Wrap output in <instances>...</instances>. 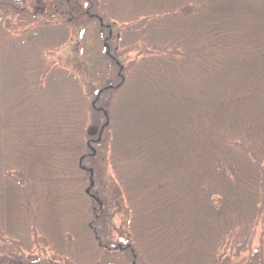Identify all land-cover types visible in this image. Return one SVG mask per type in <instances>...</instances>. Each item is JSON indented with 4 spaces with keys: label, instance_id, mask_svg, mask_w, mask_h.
<instances>
[{
    "label": "trees",
    "instance_id": "trees-1",
    "mask_svg": "<svg viewBox=\"0 0 264 264\" xmlns=\"http://www.w3.org/2000/svg\"><path fill=\"white\" fill-rule=\"evenodd\" d=\"M46 1L66 24L89 15L110 19L98 11V0H86L85 9L73 0ZM104 1L119 4L129 17L143 13L128 23L149 24L158 33L147 57L133 64L135 71L128 73V65L123 83L98 94L112 123L105 164L133 204L124 212L127 231L133 241L141 236L137 261L234 264L223 257L238 247L249 256L236 264H264V0ZM12 7L14 13L24 10ZM66 112L61 123L31 134L26 127L13 166L0 176V222L6 228H0V264H13V256L23 254L21 242L9 234L20 229L24 236L23 223L29 230L34 210L26 183L38 186V213L53 214L59 205L56 232L65 245L71 238L69 252L86 256L96 239L79 167L81 157L82 165L92 158L82 154L92 143L84 141L83 114ZM70 187L82 207L76 220L66 214ZM12 219L14 228L7 225Z\"/></svg>",
    "mask_w": 264,
    "mask_h": 264
},
{
    "label": "rangeland",
    "instance_id": "rangeland-1",
    "mask_svg": "<svg viewBox=\"0 0 264 264\" xmlns=\"http://www.w3.org/2000/svg\"><path fill=\"white\" fill-rule=\"evenodd\" d=\"M73 1L83 5V8L87 6L86 0ZM96 2L100 14L106 16L110 13L109 21L102 20L103 28L96 19H89L90 15L75 25L62 22L51 14L50 1L0 0V63L6 59L0 65V176L13 166L19 154L23 146L19 138L23 130L27 127L25 132L31 134L43 126L63 122L65 119L61 117L66 108L69 113L79 110L83 114L84 141L90 140L94 150V154L89 149L82 153L93 155L84 161L83 166L92 169L95 177L87 195L84 192L89 187V174L81 172L85 177L81 191L87 198L85 208L93 212L92 218H96V221L92 218L89 221V228L97 232V236L95 241L93 237L88 255L78 257L69 252L73 244L71 238L64 240L68 241L67 245L59 241L55 223L59 205L55 204L53 214L48 215L47 209L38 213V199L34 200L39 194L38 186L33 188L26 183L28 188L24 194L31 201L34 215L28 214L29 230L26 223L22 224L24 236L20 229L10 231L14 241L21 242L23 251L22 255L13 256V264H140L137 255L141 252L137 245L141 236L135 239L137 242L133 241L131 230L127 231L125 210L127 206L133 207L132 201L129 205L130 200L125 197L121 180L104 160V151L108 153L110 150L107 140L112 123L103 117L106 103L96 97L106 86L123 83L124 69L128 65L131 66L128 73L135 71L136 65L133 64L147 57L144 55L148 54L147 49L153 47L152 38L158 33L149 24L142 25L140 21L136 25L135 21L128 23L140 19L143 13L129 17V12L121 10L119 4H115L114 8L104 0ZM13 5L24 9L23 12H12ZM96 100L98 104L93 106ZM118 104L121 111V100ZM102 127L103 132H100ZM117 142L120 144V139ZM67 192L71 200L67 202L69 208L66 214L76 220L82 207H78L80 204L74 195L76 189L70 187ZM133 196L129 194L130 198ZM0 211L2 213L3 209ZM9 223L14 228L15 221L12 219L7 225ZM136 224H140L139 221L136 220ZM0 228H3L1 222ZM83 233L79 232V235ZM259 238L260 225L254 230L252 248ZM14 246L13 249L17 248V245ZM235 249L227 250L223 258L234 264L248 258L247 251H242V248L240 251L237 247L239 251L236 253ZM64 254L68 256L66 261Z\"/></svg>",
    "mask_w": 264,
    "mask_h": 264
},
{
    "label": "water",
    "instance_id": "water-1",
    "mask_svg": "<svg viewBox=\"0 0 264 264\" xmlns=\"http://www.w3.org/2000/svg\"><path fill=\"white\" fill-rule=\"evenodd\" d=\"M92 154H94V150H92ZM82 160V158H81ZM80 160V161H81ZM87 172L89 173V187L85 190V193L88 194L89 193V190L91 189V187L94 185V182L92 180V175H93V171L92 169H88Z\"/></svg>",
    "mask_w": 264,
    "mask_h": 264
}]
</instances>
